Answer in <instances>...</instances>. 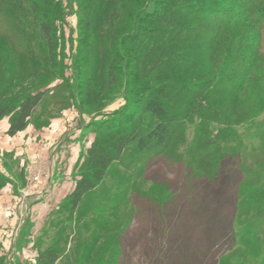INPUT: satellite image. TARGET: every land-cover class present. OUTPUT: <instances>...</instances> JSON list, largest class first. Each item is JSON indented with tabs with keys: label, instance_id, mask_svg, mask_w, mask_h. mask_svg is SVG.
Instances as JSON below:
<instances>
[{
	"label": "rangeland",
	"instance_id": "rangeland-1",
	"mask_svg": "<svg viewBox=\"0 0 264 264\" xmlns=\"http://www.w3.org/2000/svg\"><path fill=\"white\" fill-rule=\"evenodd\" d=\"M97 1L53 0L61 11L46 16L55 29L56 51L49 53L39 30L42 1L0 0V97L13 109L29 94L50 88L28 128L63 130L53 148L43 149L36 145L47 141L37 135L0 133V264H34L51 245L62 252L58 264H264V238L245 254L221 260L237 247L236 234L254 187L230 150L218 167L200 157L209 131L216 135L217 128L224 130L219 118L213 120L206 112L207 118L190 117L178 124L166 147H131L77 212L65 206L64 195L77 178L73 162L76 166L96 136L92 124L127 103L126 82L121 83L123 90L111 91L100 103L92 102L88 87L79 86L97 68L95 86L101 90L111 65L103 64L99 52L88 46L94 40L82 20L91 9L104 19L121 3L106 0L108 4L97 6ZM126 1L132 10L142 6L138 0ZM246 87L243 101L225 114V123L246 119L252 101L262 106L264 118V93L257 96L253 85ZM238 132L243 135L239 146L247 152L264 139L259 135L247 142V131ZM227 133L228 148L237 147ZM58 144L63 146L57 155ZM45 185L50 190L57 186L63 194L48 204L36 200Z\"/></svg>",
	"mask_w": 264,
	"mask_h": 264
},
{
	"label": "trees",
	"instance_id": "trees-1",
	"mask_svg": "<svg viewBox=\"0 0 264 264\" xmlns=\"http://www.w3.org/2000/svg\"><path fill=\"white\" fill-rule=\"evenodd\" d=\"M41 1L39 30L45 48L53 53L55 29L46 16L60 12L61 7L53 0ZM119 1L121 5L104 19L100 20L92 9L84 13L82 25L91 32L92 40L98 41H88V46L99 52L103 64L111 65L101 90L95 86L97 68L91 79L79 86L88 87L92 102L100 103L126 82L127 103L92 124L96 136L75 166L77 178L64 197L65 206L77 212L86 197L105 181L112 165L124 161L131 147L142 151L166 147L178 124L190 117L205 118L206 112L213 120L219 118L224 130L217 128L216 135L209 131L210 141L202 147L200 157L208 166L213 163L218 167L230 150L234 158L240 159L242 173L254 187L250 209L236 234L237 247L223 254L221 260L241 256L264 238V139L259 147L247 152L239 146L243 135L238 130L247 131V142L264 135V118L259 113L262 106L252 101L246 119H237L234 124L225 123L224 118L231 105L243 101L247 84L254 86L255 95L264 93V0H138L142 6L133 10L126 0ZM97 3L108 4L106 0ZM102 42L106 46H101ZM105 51L113 57L104 59ZM199 69L205 72L201 70L196 78L194 72ZM49 90L29 94L13 109L0 97V121L9 119V136H16L32 124ZM225 132L229 140L237 141V147L228 148ZM61 256V250L51 245L40 252L34 264H58Z\"/></svg>",
	"mask_w": 264,
	"mask_h": 264
},
{
	"label": "crops",
	"instance_id": "crops-1",
	"mask_svg": "<svg viewBox=\"0 0 264 264\" xmlns=\"http://www.w3.org/2000/svg\"><path fill=\"white\" fill-rule=\"evenodd\" d=\"M8 129H9V119L6 117V118H4L3 120L0 121V133L4 134L5 136H9L8 135ZM61 131L63 132V130H61V129L57 130V129L53 128V129H48V130L46 129V130H44V133H43V131H38V130L32 131L30 128H27L26 130H24L22 132H19L14 137L20 136L21 134L23 135V133H25L24 136L26 135L27 137L29 135H31L30 137H32L33 135L34 136L37 135L38 137H42L43 139L45 138V140L47 141V142L40 143L41 146L40 145H36L37 148L42 147V149H43V146H46V148H48V147L53 148L54 145H56L58 143V139L61 137ZM65 141H67V140H65ZM25 144H27V143H25ZM58 146L60 147L61 144H58L57 147ZM59 147H58V150L57 149L55 150V151H57V155H58V152H59ZM73 163H74V167H75L76 161L73 162ZM55 164H56L55 156H53V159H51V161H50V166H51L52 171H53V176H52V183L53 184H56L58 182V181L56 182L57 176H55V172H54L55 171ZM50 187L51 186H49L48 189L43 190V192L39 193V195L37 196L36 200L43 199V203L48 204L50 201L54 202L55 198H58L59 196H61L63 194V190L60 189V188H58L59 189L58 190L57 186H55L52 190L49 189ZM73 187H74V184L65 193L64 197L68 193L71 192Z\"/></svg>",
	"mask_w": 264,
	"mask_h": 264
},
{
	"label": "built area",
	"instance_id": "built-area-1",
	"mask_svg": "<svg viewBox=\"0 0 264 264\" xmlns=\"http://www.w3.org/2000/svg\"><path fill=\"white\" fill-rule=\"evenodd\" d=\"M39 180V177H37V181ZM48 186V185H47ZM47 186L45 185L44 188L41 189L40 193L43 192V190L47 189Z\"/></svg>",
	"mask_w": 264,
	"mask_h": 264
}]
</instances>
